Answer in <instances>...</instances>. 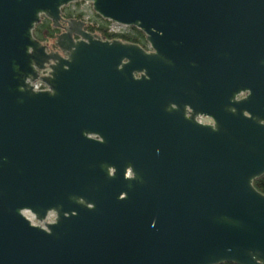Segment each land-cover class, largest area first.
Wrapping results in <instances>:
<instances>
[{
	"label": "water",
	"instance_id": "obj_1",
	"mask_svg": "<svg viewBox=\"0 0 264 264\" xmlns=\"http://www.w3.org/2000/svg\"><path fill=\"white\" fill-rule=\"evenodd\" d=\"M262 175L264 0H0V264H264Z\"/></svg>",
	"mask_w": 264,
	"mask_h": 264
},
{
	"label": "trees",
	"instance_id": "obj_2",
	"mask_svg": "<svg viewBox=\"0 0 264 264\" xmlns=\"http://www.w3.org/2000/svg\"><path fill=\"white\" fill-rule=\"evenodd\" d=\"M67 16H70L73 12L62 10ZM97 18L101 19L104 23H108V21L100 18L98 15H96ZM93 30L101 33L102 36L108 38V39H119L123 42L133 43L141 46L142 48L146 49L148 47V44L145 40L144 34L134 28V27H128L127 32L123 33H108L106 31V27L103 24L98 25L97 27H93ZM33 36L39 41L44 42L48 40V38L53 37V31L50 29L49 22L47 20L39 22L34 30H33ZM254 188L264 195V175L256 178L253 181ZM223 264H233V263H223Z\"/></svg>",
	"mask_w": 264,
	"mask_h": 264
},
{
	"label": "flooded vegetation",
	"instance_id": "obj_3",
	"mask_svg": "<svg viewBox=\"0 0 264 264\" xmlns=\"http://www.w3.org/2000/svg\"><path fill=\"white\" fill-rule=\"evenodd\" d=\"M71 4H68V5H66V6H64V7H62L61 8V17H62V20L59 22V24H60V26L59 27H53V25H52V22L48 19V18H46V17H44V16H41V18H40V21L39 22H41V21H44V20H47L48 22H49V26H50V29L53 31V37L52 38H48V39H51V41H52V43L50 44V43H47V42H41V44H43V45H45L46 46V48H47V52H59L60 53V51L54 46V44H53V42H54V40H55V37L57 36V35H59V34H61V33H63V27H65L67 24H66V21H70V20H76V21H83L84 22V26H83V31H85V32H88V33H91V34H93V35H95V36H98V37H100L102 40H113V39H116V38H113V39H108V38H106V37H104V36H102L101 35V33H99V32H97V31H95V30H93L92 28L93 27H97V26H92L91 24H89V22H87L86 20H84L83 18H82V14H75V13H72L70 16H67L65 13H64V11H62V10H67L68 8H69V6H70ZM106 31L108 32V29L106 28ZM108 33H111V32H108ZM115 34V33H114ZM80 39V37L79 36H77V35H73V40H79ZM145 50H147V51H150L149 50V47H147ZM48 72V70L46 69L45 71H43V72H41V75H44L45 73H47ZM45 87H46V85H44ZM47 88V87H46ZM244 95L242 94L239 98H241V97H243ZM196 121L198 122V123H201V124H207V125H211L213 122H212V120L210 119V118H208V117H203V116H198V117H196ZM128 174V173H127ZM127 176H129V175H127Z\"/></svg>",
	"mask_w": 264,
	"mask_h": 264
},
{
	"label": "rangeland",
	"instance_id": "obj_4",
	"mask_svg": "<svg viewBox=\"0 0 264 264\" xmlns=\"http://www.w3.org/2000/svg\"><path fill=\"white\" fill-rule=\"evenodd\" d=\"M67 11L73 12L75 14H82V18L89 22L92 26H98L100 24L105 25L108 29L110 26V21L108 23H104L101 19L96 17V13L93 11L90 3L87 2H74L71 3ZM127 30V29H126ZM47 43H52L51 39L46 40Z\"/></svg>",
	"mask_w": 264,
	"mask_h": 264
},
{
	"label": "built area",
	"instance_id": "obj_5",
	"mask_svg": "<svg viewBox=\"0 0 264 264\" xmlns=\"http://www.w3.org/2000/svg\"><path fill=\"white\" fill-rule=\"evenodd\" d=\"M109 23H110V26H108V32H111V33H123V32L125 33V32H127L126 29H128V27L122 26V25H119V24L113 23V22H109ZM31 85H32L34 91H41V90H46L47 89L44 86V84L42 82H40V81H35V82L31 83ZM127 175H129V173ZM25 216L31 221L32 224L42 225V223L37 222L32 215L26 213ZM53 219H54V215L52 213H49L47 215L45 221L50 223V222L53 221Z\"/></svg>",
	"mask_w": 264,
	"mask_h": 264
},
{
	"label": "clouds",
	"instance_id": "obj_6",
	"mask_svg": "<svg viewBox=\"0 0 264 264\" xmlns=\"http://www.w3.org/2000/svg\"><path fill=\"white\" fill-rule=\"evenodd\" d=\"M129 175H131V172H129Z\"/></svg>",
	"mask_w": 264,
	"mask_h": 264
}]
</instances>
